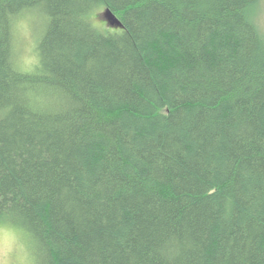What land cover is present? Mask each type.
<instances>
[{
  "label": "trees",
  "instance_id": "1",
  "mask_svg": "<svg viewBox=\"0 0 264 264\" xmlns=\"http://www.w3.org/2000/svg\"><path fill=\"white\" fill-rule=\"evenodd\" d=\"M259 2L0 0V224L35 264H264Z\"/></svg>",
  "mask_w": 264,
  "mask_h": 264
},
{
  "label": "rangeland",
  "instance_id": "2",
  "mask_svg": "<svg viewBox=\"0 0 264 264\" xmlns=\"http://www.w3.org/2000/svg\"><path fill=\"white\" fill-rule=\"evenodd\" d=\"M103 12L95 15V21L102 27L109 28L102 17ZM256 23L264 32V0H260ZM40 25L37 16L29 20V27L22 23L17 29V60L22 66H29L33 62V40L35 31ZM31 28V29H30ZM0 264H35L31 246L20 231L7 224H0Z\"/></svg>",
  "mask_w": 264,
  "mask_h": 264
},
{
  "label": "water",
  "instance_id": "3",
  "mask_svg": "<svg viewBox=\"0 0 264 264\" xmlns=\"http://www.w3.org/2000/svg\"><path fill=\"white\" fill-rule=\"evenodd\" d=\"M102 17L107 22L108 26L113 27V28L121 27V23L119 19L114 14H112L109 10H105L102 14Z\"/></svg>",
  "mask_w": 264,
  "mask_h": 264
}]
</instances>
